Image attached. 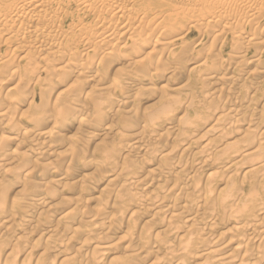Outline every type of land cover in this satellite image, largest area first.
Wrapping results in <instances>:
<instances>
[{
    "label": "bare ground",
    "instance_id": "6f19581e",
    "mask_svg": "<svg viewBox=\"0 0 264 264\" xmlns=\"http://www.w3.org/2000/svg\"><path fill=\"white\" fill-rule=\"evenodd\" d=\"M263 178L264 0H0V264H264Z\"/></svg>",
    "mask_w": 264,
    "mask_h": 264
},
{
    "label": "rangeland",
    "instance_id": "374dc122",
    "mask_svg": "<svg viewBox=\"0 0 264 264\" xmlns=\"http://www.w3.org/2000/svg\"><path fill=\"white\" fill-rule=\"evenodd\" d=\"M202 37H204L202 34H199L198 32H194V33H192V34H190L185 40H184V42H178L176 45H175V47H174V53H178V50H180V48H181V46H183L182 44H184V43H186V45L187 46H196L197 48V51L199 52L200 50V52H202V51H204L205 49H208V47H209V45H210V40L208 39V40H203V38ZM178 45V46H177ZM177 46V47H176ZM6 48H4V50H5ZM228 50V49H227ZM167 55V54H166ZM172 56H164V58H163V61L164 62H166V63H171L172 62ZM188 70H185L184 72H183V74H182V76H180V77H177L176 78V83H175V85L176 84H178V85H180L181 83H183V81L186 79V76H188ZM245 74V73H244ZM243 75V74H242ZM164 85H165V83H164ZM174 85V83L173 84H170V86L168 87V93L167 94H169V95H172V97L174 96V97H176L177 98V93L175 92V91H173L171 88H172V86ZM179 98V97H178ZM197 114L199 115V114H201V111L200 110H197L195 113H193V115H196L197 116ZM177 124V123H176ZM163 129V128H162ZM126 135H128V134H126ZM207 140V138H205V139H203V140H201V141H199V146H200V144L202 145H204ZM205 142V143H204ZM64 143V142H63ZM62 143V144H63ZM169 146H172V144L170 145V143H165V145L163 146L164 148H167V149H165V150H169ZM163 148V149H164ZM166 151V152H167ZM168 156V155H167ZM167 156H165V154H164V158L165 157H167ZM240 165L242 164V163H239ZM243 165V164H242ZM245 166V165H244ZM244 166L242 167V168H240V166L238 165V168H240L238 171L239 172H241V173H239L238 172V174L240 175H238V174H236V181L237 180H239L240 181V179H242L241 177L243 176V174H244V172H243V170L245 169L244 168ZM240 170H242V171H240ZM242 172H243V174H242ZM205 177V178H204ZM204 179L203 178H201L203 181L206 179V176H205V174H204ZM205 181H208L209 183L211 182V179H210V181H209V179H206ZM204 181V182H205ZM212 181L214 182V183H210L211 184V187L212 188H214V190L216 191L217 189L218 190H220L219 189V187L217 186L216 187V185L217 184H219V179H212ZM263 182H264V178H263ZM217 183V184H216ZM217 188V189H216ZM222 188H223V186H222ZM218 190L216 191V192H218ZM62 197V195H60L57 199V202H56V204H59V203H61V201H62V199H60ZM70 198H72V197H70ZM64 208H62V209H59V210H48V213L50 214V215H52L53 216V218H57V219H59V218H61L62 216L61 215H63L62 213V210H63ZM135 211H137V213L138 214H136L137 215V217H140L141 218V216L140 215H143L142 214V212L141 211H139L138 209H135L134 210V212ZM157 211V210H156ZM154 212H152V214H153ZM151 214V215H152ZM133 216H135L134 214H133ZM161 216V215H160ZM143 217V216H142ZM158 217H159V215H158ZM158 217H156V218H158ZM163 225V224H162ZM162 225H157V226H153L152 228V232L154 233V232H157V231H164V230H166V227H162ZM161 226V227H160ZM156 228V229H155ZM154 230V231H153ZM157 230V231H156ZM211 234V233H210ZM28 237H26V239H25V242H27V244L26 243H23L22 245H21V243L19 244L20 245V247L21 246H23L24 245V247H22V248H20L19 246H17L16 248H15V250H19V248L20 249H22V250H20V251H18L19 253H16L17 254V256H16V258H18V260L16 261V263H21L22 261H23V259H27V260H30V261H34V258H35V253L31 250L32 249V246L33 245H31V244H33V242H34V240H37L38 238H39V236H30V235H27ZM215 236V235H214ZM34 237V238H33ZM23 241V240H22ZM25 244H26V246H25ZM38 244V243H37ZM15 245V244H14ZM14 245H13V247H14ZM31 246V247H30ZM32 251V252H31ZM20 252H22V253H20ZM116 256H120V254L118 253L117 255H115V257ZM29 257H31V259H29ZM15 258V257H14ZM13 260V259H12ZM15 260V259H14Z\"/></svg>",
    "mask_w": 264,
    "mask_h": 264
}]
</instances>
